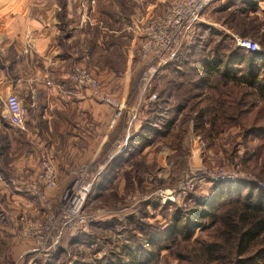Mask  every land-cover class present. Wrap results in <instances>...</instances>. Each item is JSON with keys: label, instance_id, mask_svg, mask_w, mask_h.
Here are the masks:
<instances>
[{"label": "rangeland", "instance_id": "1", "mask_svg": "<svg viewBox=\"0 0 264 264\" xmlns=\"http://www.w3.org/2000/svg\"><path fill=\"white\" fill-rule=\"evenodd\" d=\"M88 1H71L75 21L91 14L92 18L101 21L110 29L119 21V25L126 28V31L122 36L109 38L108 44L113 47L107 48V54L104 55L94 48L95 36L83 38L82 32L86 34L88 25L79 24L81 29L75 34L73 41V44H77L76 49H94L96 54L101 55L100 58L87 62L99 71L107 66L113 67L119 73L124 67L122 64L126 61V56H129L134 64L129 92L136 97L141 95L142 98V104L137 109L143 111L150 103L148 99L152 95L156 98L151 102L164 95L163 100L166 99L170 107H173V115L175 109H179L178 122L183 119L187 130L183 135L176 132L181 135L178 139L174 138L168 142L159 139L152 146L150 155L130 158L129 164H121L119 169L113 170L112 173L110 170L102 174L107 166L102 163L101 155L92 158L93 162L86 165L80 164L86 163L85 153L78 154L77 158H73L76 161L74 168L80 165L88 166L92 179L81 212L72 215L63 208L61 202V192L71 182L72 175L69 177V171L66 173L64 170L61 173V169L56 166L54 155L58 188L45 189L40 179L42 150L28 148L22 141L21 131L13 128L12 133H8L14 141L13 147L8 145V151L5 149L4 155L0 157V178L2 174L7 178L4 184L0 185V264H106L114 253L120 254L122 250L128 253L127 246L135 244L134 240L145 245L149 229L168 228L176 210L185 213L192 209L193 201L197 198H207L210 188L217 183L243 181L264 189L261 186L264 179L257 178L245 169L246 166L251 168L253 164L258 170L263 162L264 139L252 135L257 134L256 130H248L264 128V101L245 84L232 85L228 82L225 86L226 83L221 77L214 78L211 82L214 87L204 91L197 99H193L190 92L188 95L185 93L191 91L193 72L199 62L204 59L211 62L217 59L227 62L230 52L238 48L237 38H248L257 42L258 52L261 51L260 39L264 36V23L261 18L264 16V0L252 3V10L243 9L239 3L230 10L231 13L223 14L220 13L223 7L221 3L212 4L204 11L200 21L186 33L174 56L159 68L145 88L140 87L141 78L146 71L141 60L144 30L152 19L159 17L166 7L179 0H164L144 20L142 18L153 0H95L94 13L84 14L81 4ZM55 3L61 4V1L27 0L26 8L45 11L52 9ZM63 13H58L59 18H64ZM131 41L133 45L130 48ZM16 44L18 45L16 39L13 41L11 38L0 37V73H5L6 61L14 59L18 65L19 81H15L11 93L15 94L23 105L22 77L27 76L25 72L28 73L31 66L29 59L25 58L27 53L23 52L26 49H15ZM20 51L22 54L18 53ZM35 66L38 69L37 75L46 74L49 79L56 75L52 67L47 71L40 62ZM263 67L260 70L261 79L258 80H264ZM18 72L14 71L16 75ZM101 85L103 86L102 82ZM102 89L105 92L117 91V86L106 83ZM3 91V85L0 83V118L6 115ZM200 100L196 105L198 109L222 102L223 110L225 109L227 114L233 113L229 109L232 104L241 103L244 107L241 108L237 122L223 124L217 135L204 139L193 132L195 114L179 107L185 102L190 107ZM133 102L131 100L130 105ZM129 107L126 108L129 110ZM216 108L217 106L214 109ZM136 114L134 110L131 111V115ZM138 123L142 124L141 121ZM3 124L9 126L6 119L4 122L0 121V126ZM99 134L95 132V139ZM0 136L5 138L4 135ZM192 144L195 146L193 152L192 147L189 148ZM260 145L262 148L257 150L258 154H253V150ZM3 146H6V143L0 142V147L5 148ZM55 151L51 150L52 153ZM89 160L87 159V162ZM246 160L248 162L244 163ZM98 169L99 174L95 172ZM219 170L229 173L234 179L215 182L210 175ZM185 181H191L195 187L192 190L179 191V185ZM33 187L38 188V194L32 192ZM5 190L7 192H4ZM197 236H200L199 232H196L195 237ZM177 242L178 244L170 246L169 250L162 251L155 264H182L172 254L182 253L186 244L183 241ZM128 261L126 259V262Z\"/></svg>", "mask_w": 264, "mask_h": 264}, {"label": "crops", "instance_id": "2", "mask_svg": "<svg viewBox=\"0 0 264 264\" xmlns=\"http://www.w3.org/2000/svg\"><path fill=\"white\" fill-rule=\"evenodd\" d=\"M71 1L66 0L64 10L55 3L52 9L41 11L39 8L38 10L35 8L32 11L26 8L27 0H0V37L11 38L13 41L16 39L19 46L16 44L14 48L26 49L23 52L27 53L25 58L29 59L31 66L28 73L24 70L27 76L22 77L21 84L24 92L22 98L26 118L22 129L18 130L21 131L22 141L28 148L33 150L55 149L52 157L54 159L55 155V163L61 169V173L63 170L67 173L73 169L76 165L73 158H77V155L82 154V152L85 153L86 163L80 164L90 165L89 163L93 162L92 158L95 159L101 155L102 163L106 166L110 165L111 161L127 148L129 140L141 126L138 125V122H142V118H144L143 111L137 109L142 104L141 95L136 97L129 92L130 77L134 71L133 59L131 60L129 56H126V61L122 64L124 67L119 73L113 67H102V65L100 67L103 69L102 71L100 69V72L94 68V65L92 68V65L87 62L97 57L100 58L101 55L96 54L94 49L91 51L79 46L76 49L77 44H73L75 34L81 29L79 24L85 23L88 28L86 34L82 32L83 38L88 39L90 36H95L94 48L105 55L107 54L106 49L113 47L110 43L108 44L109 38L122 36L126 28L120 26L118 21L110 29L105 27L101 21L92 18L91 14L87 15L86 12L94 13L93 4L95 0L81 4L86 15L82 17V20L75 21ZM163 1H151L142 19L144 20L151 15ZM255 2H259V0L216 1L218 4L221 3V6L223 5L220 9L221 14L230 12L239 3L242 4L243 9L248 10L249 6ZM61 11L64 12L63 19L58 16ZM261 18L264 23V16ZM262 29L264 30V28ZM98 39L100 41H97ZM130 45L131 48L133 42ZM18 53L22 54L21 51ZM36 61L40 62V65L43 64L47 71L51 70L52 67V71L56 75L51 79L46 77V74L37 75ZM85 65H88L86 68L93 71L104 87L106 83L117 86V91H106L111 93L110 97L124 108L123 115L117 123L112 124L113 108L111 106L106 103L103 104L92 90L77 87L69 79V74L73 70L72 67H85ZM17 68L18 65L15 64L14 59H8L5 73H0V83L3 85L5 99L10 95L15 81H19ZM14 71L15 73L18 72L17 75ZM132 97L134 98L132 99ZM131 100L134 102L130 105ZM126 107H129V110ZM132 110L137 114L131 115ZM4 119L7 122V114L2 116L0 121L4 122ZM12 131L13 128L7 124L0 126V135L5 136V138H0V142L6 143V152L8 145L13 147L14 144L11 135L8 134ZM95 132L100 133L96 139ZM190 132H192V127H190ZM8 137L10 138L9 141ZM193 144L189 146V148L192 147V152L195 147ZM110 149L111 151H109ZM151 149L152 146L146 147L140 155H150ZM32 153L33 151L30 154ZM129 158L124 155L120 165L129 164L131 161L128 160ZM87 159H90L89 162ZM95 172L99 174V169ZM104 173L105 170L102 174ZM6 179L2 174L0 185L4 184Z\"/></svg>", "mask_w": 264, "mask_h": 264}, {"label": "trees", "instance_id": "3", "mask_svg": "<svg viewBox=\"0 0 264 264\" xmlns=\"http://www.w3.org/2000/svg\"><path fill=\"white\" fill-rule=\"evenodd\" d=\"M60 1L59 6L64 10L66 0ZM253 8L254 6L250 5L249 9ZM262 37L260 52L251 53L235 48L230 52V59L227 62L219 59L214 62L209 59L199 62V66L193 72L191 91H186V95L190 92L193 99L201 97L204 91L214 87L211 84L212 80L221 77L226 83L225 86L228 82L232 85L245 84L257 93L261 101H264V80H258L261 76L260 70L264 66V36ZM163 97L164 95L160 96L157 101L150 102L144 107V118L140 128L131 137L124 152L106 167V173L110 170L112 173L118 168L124 155L136 158L143 149L153 146L159 139L168 142L174 138H181L187 130L186 122L183 119L178 122L179 109H175L173 115V107H170L169 102L163 100ZM200 102L201 100L190 107L185 102L179 107L195 114L193 132L204 139L217 135L223 124L237 122L241 108L244 107L241 103L232 104L229 109L233 113H229L227 109V114L226 110H223L222 102L198 109L196 105ZM253 130H256L257 134L252 135L264 139L262 137L264 128L248 131L254 132ZM176 132H181V135ZM3 147L5 148L0 147L1 157L6 149V146ZM261 148L262 145L256 147L253 154L257 155V150ZM262 161L258 170L253 164L251 168L250 166L245 168L261 180L264 179V155ZM247 162L248 160L244 161ZM128 172L129 170L126 174ZM209 192L207 198L194 200V207L185 213L176 210L168 228L149 229L145 245L134 240L135 244L127 246L128 253L124 250L120 254L114 253L106 264H155L161 252L178 244L177 241L186 244L182 253L172 254L182 264H264V189L256 184L237 181L217 183ZM196 232H199L200 236L195 237ZM126 259L129 261L126 262Z\"/></svg>", "mask_w": 264, "mask_h": 264}, {"label": "built area", "instance_id": "4", "mask_svg": "<svg viewBox=\"0 0 264 264\" xmlns=\"http://www.w3.org/2000/svg\"><path fill=\"white\" fill-rule=\"evenodd\" d=\"M216 1L179 0L171 3L159 17L152 19L147 24L141 42V60L146 67L141 78V88H145L159 68L174 56L189 29L200 21L204 11ZM236 45L238 48L251 53L259 50L257 42L248 38H237ZM69 79L77 87L92 90L101 102L113 108L112 124H115L122 117L124 108L102 89L103 86L93 71L84 66H76L69 74ZM155 98L156 96L152 95L148 101L151 102ZM4 104L8 125L12 128L22 129L26 110L19 98L15 94H10L6 97ZM40 164L42 168L40 179L44 188L50 190L58 188L57 173L50 149H44L40 152ZM69 175H72V179L61 192V202L67 212L76 215L81 212L86 202L92 176L89 167L86 165L70 169ZM210 177L215 182L234 179L233 176L223 170L213 172ZM261 186L264 188V182ZM194 187L195 185L191 181H185L179 185V191L192 190ZM32 189V192L38 194V188L33 187ZM44 196H42L43 199Z\"/></svg>", "mask_w": 264, "mask_h": 264}]
</instances>
